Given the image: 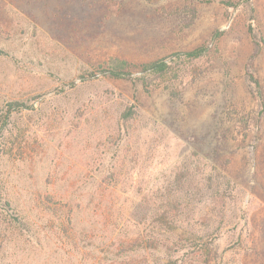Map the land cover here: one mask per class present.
Segmentation results:
<instances>
[{"label":"rangeland","instance_id":"rangeland-1","mask_svg":"<svg viewBox=\"0 0 264 264\" xmlns=\"http://www.w3.org/2000/svg\"><path fill=\"white\" fill-rule=\"evenodd\" d=\"M202 47L169 88L96 72L110 57L175 61ZM12 101L34 105L0 182L32 232L2 223V264H146L131 245L180 174L181 218L216 231L223 264H241L244 216L264 232V0H0V115ZM108 173L117 185L98 189ZM227 181L238 220L206 216L208 185ZM161 256L149 264H171Z\"/></svg>","mask_w":264,"mask_h":264},{"label":"trees","instance_id":"trees-1","mask_svg":"<svg viewBox=\"0 0 264 264\" xmlns=\"http://www.w3.org/2000/svg\"><path fill=\"white\" fill-rule=\"evenodd\" d=\"M206 53L207 49L202 47L183 55H175L178 57V60L175 61L160 58L144 63H135L122 57H110L99 65L96 72L112 80H126L136 76V80L147 90L157 88L160 84L158 82H166L165 88H169L170 84L192 71L189 69L191 63L203 59ZM174 64L185 66L183 67L185 73L181 75L180 69H175ZM194 71L196 72V70ZM90 76H95V73L91 72ZM33 105L21 101H12L7 102L3 107L0 115V161L12 153L13 145L19 141L20 133L16 132L18 117H21L24 112L32 110ZM134 113L129 108L121 115L120 123L123 130L128 131L130 129ZM244 124L246 123L242 120L239 124L240 128ZM259 128V120L256 119V131ZM183 176L180 174L176 178L175 185H172L169 190L161 193L160 196H154L153 212L155 213L150 218L149 233L138 234L131 245L134 248L129 255L131 253L132 255L140 254V259H143V262L147 261L146 264H149L148 255L157 252L162 255L161 259L167 260L171 264H195L193 259H199L200 264H223V256L220 257L217 254L221 247V239L215 237L216 231L214 233L213 231L209 232V230L200 231L194 226L189 229V223L185 225V220L181 218V210L186 207L190 199H186L187 196L181 197L180 194L175 196L173 192L183 190ZM114 179V174L108 173L102 180L95 181V184L98 189H105L108 188L105 187L106 185H117L113 182ZM2 186L0 182V241L3 232L2 223L13 226L20 234L32 232L31 229H28L32 225L27 218L28 215L10 197L9 193L2 195ZM234 188L235 186L233 187L230 181L216 183L215 186L208 185L203 201H199L203 206L200 210L206 211V216L219 217L218 215H222L224 217L231 212L234 205ZM232 217H235L236 220L239 218H236L235 209L231 212ZM243 218L244 225L238 237L242 249L239 262L241 264H264V232L254 225L256 223L249 214ZM184 235L189 237L186 238ZM186 241H193L195 247L193 253L189 252L191 246L185 245ZM121 246L125 247L123 244L118 245V247ZM2 248L0 242V264H2Z\"/></svg>","mask_w":264,"mask_h":264}]
</instances>
